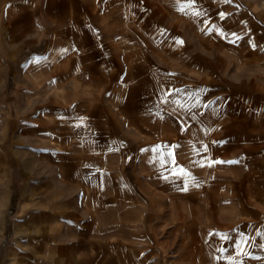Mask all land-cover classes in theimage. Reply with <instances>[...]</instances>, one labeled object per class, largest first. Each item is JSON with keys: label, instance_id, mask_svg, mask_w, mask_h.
Masks as SVG:
<instances>
[{"label": "rangeland", "instance_id": "rangeland-1", "mask_svg": "<svg viewBox=\"0 0 264 264\" xmlns=\"http://www.w3.org/2000/svg\"><path fill=\"white\" fill-rule=\"evenodd\" d=\"M0 264H264V0H0Z\"/></svg>", "mask_w": 264, "mask_h": 264}]
</instances>
